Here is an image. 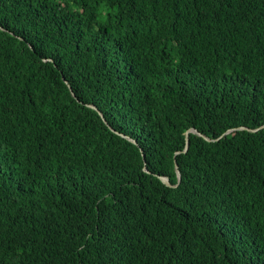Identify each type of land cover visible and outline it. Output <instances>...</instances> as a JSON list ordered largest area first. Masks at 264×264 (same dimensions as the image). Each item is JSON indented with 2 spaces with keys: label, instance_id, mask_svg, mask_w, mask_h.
<instances>
[{
  "label": "trees",
  "instance_id": "16d2710c",
  "mask_svg": "<svg viewBox=\"0 0 264 264\" xmlns=\"http://www.w3.org/2000/svg\"><path fill=\"white\" fill-rule=\"evenodd\" d=\"M0 264H264V0H0Z\"/></svg>",
  "mask_w": 264,
  "mask_h": 264
},
{
  "label": "water",
  "instance_id": "95a60500",
  "mask_svg": "<svg viewBox=\"0 0 264 264\" xmlns=\"http://www.w3.org/2000/svg\"><path fill=\"white\" fill-rule=\"evenodd\" d=\"M89 107L92 108V109H95V110L97 111V109H96L94 106H90V105H89ZM98 113H99V112H98ZM99 115L102 117V115H101L100 113H99ZM104 122H105V121H104ZM240 129H242V130H247V131H253V132L256 131V130H250V129H248V128H243V127H241ZM191 132L194 133V134H197L198 136H201V137L204 138L206 141H209L208 138H206L205 136L201 135V134H200L199 132H197L196 130H194V129H193V130H188V131L186 132V136H185V141H186V143H185V148H184L183 152H186L187 149H188V146H189L188 134L191 133ZM121 137H123V138L129 140L130 142L136 144V142H135L134 140L130 139L129 137H127V136H125V135H121ZM142 158H143V162H144V155H143V154H142ZM174 168H175L176 175H177V177H178V182H177V184H176L175 186H172V185L170 184L168 178H166V177H161V178H160L161 181H162L166 186H168V187H176V186L179 184V182H180V172H179V170H178V166H177L176 160H174ZM143 170H144L145 172H148L147 169H146V167H145V162H144Z\"/></svg>",
  "mask_w": 264,
  "mask_h": 264
}]
</instances>
